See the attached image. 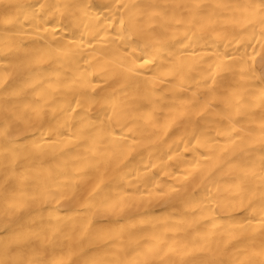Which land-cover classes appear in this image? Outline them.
Masks as SVG:
<instances>
[{"label": "bare ground", "instance_id": "obj_1", "mask_svg": "<svg viewBox=\"0 0 264 264\" xmlns=\"http://www.w3.org/2000/svg\"><path fill=\"white\" fill-rule=\"evenodd\" d=\"M0 264H264V0H0Z\"/></svg>", "mask_w": 264, "mask_h": 264}]
</instances>
